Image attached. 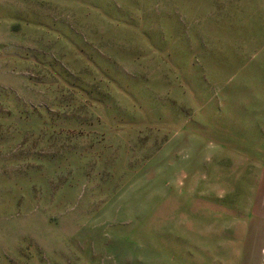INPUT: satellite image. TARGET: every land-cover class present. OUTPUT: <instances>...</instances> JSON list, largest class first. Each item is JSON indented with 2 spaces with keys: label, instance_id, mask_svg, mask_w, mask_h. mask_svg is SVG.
Masks as SVG:
<instances>
[{
  "label": "rangeland",
  "instance_id": "rangeland-1",
  "mask_svg": "<svg viewBox=\"0 0 264 264\" xmlns=\"http://www.w3.org/2000/svg\"><path fill=\"white\" fill-rule=\"evenodd\" d=\"M0 264H264V0H0Z\"/></svg>",
  "mask_w": 264,
  "mask_h": 264
}]
</instances>
